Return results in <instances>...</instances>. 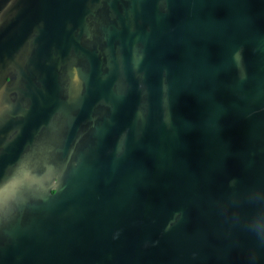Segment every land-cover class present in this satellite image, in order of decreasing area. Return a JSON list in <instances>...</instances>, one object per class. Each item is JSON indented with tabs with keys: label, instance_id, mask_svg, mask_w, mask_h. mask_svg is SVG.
<instances>
[{
	"label": "water",
	"instance_id": "1",
	"mask_svg": "<svg viewBox=\"0 0 264 264\" xmlns=\"http://www.w3.org/2000/svg\"><path fill=\"white\" fill-rule=\"evenodd\" d=\"M0 264H264V0H0Z\"/></svg>",
	"mask_w": 264,
	"mask_h": 264
}]
</instances>
